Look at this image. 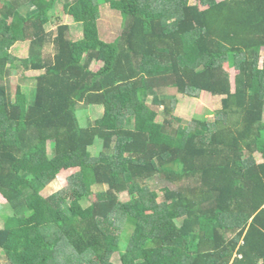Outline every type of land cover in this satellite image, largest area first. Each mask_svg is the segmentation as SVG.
I'll use <instances>...</instances> for the list:
<instances>
[{"label": "trees", "instance_id": "1", "mask_svg": "<svg viewBox=\"0 0 264 264\" xmlns=\"http://www.w3.org/2000/svg\"><path fill=\"white\" fill-rule=\"evenodd\" d=\"M52 3L0 0V264H264V0H63L79 38Z\"/></svg>", "mask_w": 264, "mask_h": 264}, {"label": "rangeland", "instance_id": "2", "mask_svg": "<svg viewBox=\"0 0 264 264\" xmlns=\"http://www.w3.org/2000/svg\"><path fill=\"white\" fill-rule=\"evenodd\" d=\"M194 2L196 0H190ZM63 0H53L52 6L47 9V14L50 17V21L46 25L48 30H54L57 24L66 23L71 27V35L72 38H79L81 36V28L80 25L75 23L71 16L67 15L62 10ZM30 6H23L20 10L28 15L30 12ZM120 22L118 14L116 12L110 10L109 7L105 6L101 10V18L99 20V29L102 33L103 39L110 41L112 40L120 30ZM95 65L94 68H96ZM225 70L229 73L230 79L233 82V77L237 72V68L234 66L233 56L230 55L229 59L224 63ZM28 72L17 69L16 72L12 73V83L20 84L23 89H30L33 87L34 81L32 79H28ZM170 93L176 96L178 102L176 107L174 108V114L180 117L184 123H187L192 116L199 115L204 110H208L205 112L206 117H212L213 111L219 106L218 98L212 97L206 92H201L198 97H188L182 94L175 92L174 90H170ZM144 100L149 103L150 97L145 96ZM162 107V106H161ZM160 107V109H161ZM102 113V106L96 105L90 107L86 111V116L90 118H96ZM85 116V115H84ZM99 149V144L90 147L91 152L94 154ZM256 160L260 161V156L255 155ZM78 168L77 167H65L64 165L60 166V171L56 176L55 180H53L50 184L46 186L45 189L42 190V194L44 196H49L53 192L62 189L67 184V178L72 173H74ZM164 189H162L163 191ZM161 190L159 191L162 194ZM121 200L127 199V193L123 192L120 194ZM5 199L0 195V228L5 226L6 221L2 218V214L4 212H8V207L6 206ZM85 264H96V262L90 261Z\"/></svg>", "mask_w": 264, "mask_h": 264}]
</instances>
